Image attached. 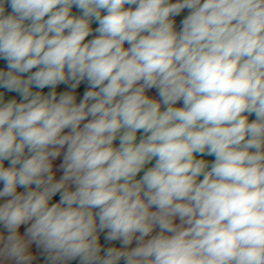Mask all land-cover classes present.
Listing matches in <instances>:
<instances>
[{
    "label": "clouds",
    "instance_id": "obj_1",
    "mask_svg": "<svg viewBox=\"0 0 264 264\" xmlns=\"http://www.w3.org/2000/svg\"><path fill=\"white\" fill-rule=\"evenodd\" d=\"M0 60V264H264V0H0Z\"/></svg>",
    "mask_w": 264,
    "mask_h": 264
},
{
    "label": "crops",
    "instance_id": "obj_2",
    "mask_svg": "<svg viewBox=\"0 0 264 264\" xmlns=\"http://www.w3.org/2000/svg\"><path fill=\"white\" fill-rule=\"evenodd\" d=\"M8 11L10 12L11 9L9 8ZM73 11H74V13L79 14L75 8L73 9ZM188 12H189V10L185 9V10L181 13V15H180L179 17H176V18H175V19H176V22H177V29H178V30H179L180 21L184 18V16H186V15L188 14ZM92 27H93V28L98 27V24L94 22L93 25H92ZM94 35H96V33H93V36H94ZM91 38H93V37H92V36L88 37V39H91ZM126 46H127V45H126ZM0 67H2V68H6V61H4V60H0ZM33 71H35V69H34ZM25 75H27V74H25ZM66 90H70L69 87H68L67 85H59V86L57 87V91H58V92H60V91H66ZM85 90H86V82H82L81 86H80L78 89H76V92H77V102H79V100L82 99L83 92H84ZM0 91H4V90H3V89H0ZM43 91H44L45 93H47L48 91H50V89H49V88H46V89H44ZM148 94L151 95V96H154V97L158 98L155 89H153V90H149V93H148ZM12 97H17V98L19 99L17 93H6V98H12ZM178 106H182V105H178ZM253 118H254V117H253ZM66 131H67V130H66ZM138 134H140V133H138ZM115 143H116V145L118 146L119 141H116ZM204 158L207 159L209 162H212V161L214 160V156H205ZM61 161H62V157H61V158H58V160L55 161L54 163H55L56 165H58ZM154 163H155V161H154ZM5 165H6V166L8 165V162H7V161L5 162ZM148 167H150V166L148 165ZM146 168H147V166H146ZM54 170H56V169H54ZM145 170H146V169H145ZM61 174H62V173H61L60 171H57V178H59V176H60ZM142 175H143V172H141V173L138 175V178H139V176H142ZM2 187H3V186L0 185V188H2ZM20 190L22 191L23 189H20ZM59 198H60V197H59V194H57V196L53 198V202H57V201L59 200ZM4 199H6V198H0V203H3V202H4ZM176 222L178 223L179 221L177 220ZM25 227H26V226H22V227H21V231H23ZM2 230H3V229L0 228V231H2ZM106 231H107V230H105L104 233H101V234H100V242L104 245V249L106 250L107 247H111V246L121 247V243H120V241L106 242V241L104 240V236L106 235ZM156 231H158V229H157ZM153 234H155V233H153ZM134 246H135V241H134L133 244L130 245L129 247H134ZM31 250H32V251L36 254V256H37V260L34 261V264H48V262H47V260H46V255L42 252V250L37 249L36 246H35L34 244L31 246ZM69 264H80V262H79V258H77L76 260H73V261H69ZM121 264H124V262L121 261Z\"/></svg>",
    "mask_w": 264,
    "mask_h": 264
},
{
    "label": "rangeland",
    "instance_id": "obj_3",
    "mask_svg": "<svg viewBox=\"0 0 264 264\" xmlns=\"http://www.w3.org/2000/svg\"><path fill=\"white\" fill-rule=\"evenodd\" d=\"M140 134H138V138H139ZM154 164V160L149 164V166L151 167ZM148 167V165H147Z\"/></svg>",
    "mask_w": 264,
    "mask_h": 264
}]
</instances>
